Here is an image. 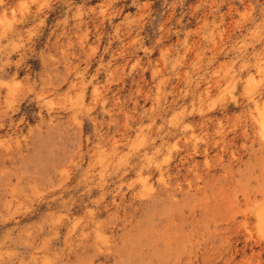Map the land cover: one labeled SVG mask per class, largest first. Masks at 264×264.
<instances>
[{"label": "rangeland", "instance_id": "rangeland-1", "mask_svg": "<svg viewBox=\"0 0 264 264\" xmlns=\"http://www.w3.org/2000/svg\"><path fill=\"white\" fill-rule=\"evenodd\" d=\"M0 264H264V0H0Z\"/></svg>", "mask_w": 264, "mask_h": 264}]
</instances>
